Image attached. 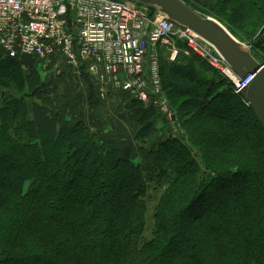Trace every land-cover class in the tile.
Segmentation results:
<instances>
[{
	"label": "trees",
	"instance_id": "obj_1",
	"mask_svg": "<svg viewBox=\"0 0 264 264\" xmlns=\"http://www.w3.org/2000/svg\"><path fill=\"white\" fill-rule=\"evenodd\" d=\"M217 5L248 40L264 25V0ZM0 53V264H264V130L231 83L204 62L162 66L159 54L164 91L191 100L154 146L157 108L128 98L119 119L149 145L134 163L81 122L61 130L39 72L20 63L37 59Z\"/></svg>",
	"mask_w": 264,
	"mask_h": 264
},
{
	"label": "built area",
	"instance_id": "obj_2",
	"mask_svg": "<svg viewBox=\"0 0 264 264\" xmlns=\"http://www.w3.org/2000/svg\"><path fill=\"white\" fill-rule=\"evenodd\" d=\"M131 0H0V49L5 56L37 60L60 57L84 71L103 99L108 90L144 105L169 120L162 89L159 52L169 46L175 62L186 54L205 62L233 86L235 94L255 77L238 78L217 50L185 27Z\"/></svg>",
	"mask_w": 264,
	"mask_h": 264
},
{
	"label": "rangeland",
	"instance_id": "obj_3",
	"mask_svg": "<svg viewBox=\"0 0 264 264\" xmlns=\"http://www.w3.org/2000/svg\"><path fill=\"white\" fill-rule=\"evenodd\" d=\"M179 1L201 17L210 18L216 21L233 39H235V41L248 48L251 55L253 53L254 56H260L261 59L264 60L263 52L261 53L259 50L254 51L257 40H264V25L260 26L259 31H257L256 35H254L251 40H248V38L241 34L239 28L234 24L232 16H230L225 9L219 8L217 0ZM168 47L169 46L161 47L159 52L160 64L162 66L164 63L171 65L193 63L197 66L207 67L205 62L204 64L203 61L201 62V60L199 61L189 54H186L183 46H179L181 50L179 58L175 62H171L169 59ZM20 63L24 69L32 65L39 72L42 81L50 92L52 100L51 109L54 114L62 118L61 130L64 131L72 127L74 124L81 122L92 133L101 134L108 139L114 140L120 147L122 159L134 163L138 162V156L140 154L138 149H147L149 145L148 143L135 144L133 137L138 129L137 125L130 126L119 119V116L126 115L124 105L128 103V97L110 89L107 91L105 97L101 99L100 106L96 110H91L87 102V90L81 80V74H83L81 70L78 71L67 65L60 57L48 60L24 59L21 60ZM207 75L209 80L216 82L223 80V78L212 71L210 73L207 72ZM90 80L94 84V81L92 79ZM224 80L227 79L224 78ZM223 88L225 87L222 86L220 91H222ZM166 94L169 109L172 113L175 110L174 108L181 105L183 108V105L191 100V97L189 96L177 97L175 94L168 92ZM184 112L188 114L191 112V109L187 108ZM156 114L159 116V121L155 124L156 136L151 140V142L153 140L155 142L157 141L154 146H156L159 142L166 140L170 136L169 132L176 129L172 120H169L158 109ZM171 138H174V136H171ZM149 196L150 199L148 201L147 210L148 219L153 213V205L157 201L158 194L151 191Z\"/></svg>",
	"mask_w": 264,
	"mask_h": 264
},
{
	"label": "water",
	"instance_id": "obj_4",
	"mask_svg": "<svg viewBox=\"0 0 264 264\" xmlns=\"http://www.w3.org/2000/svg\"><path fill=\"white\" fill-rule=\"evenodd\" d=\"M165 16L172 23L185 27L212 45L231 67L234 74L243 79L255 74L254 79L238 95L252 109L264 130V64H259L248 48L238 43L216 21L201 17L179 0H131ZM178 128L175 117H171ZM180 133V132H179Z\"/></svg>",
	"mask_w": 264,
	"mask_h": 264
}]
</instances>
